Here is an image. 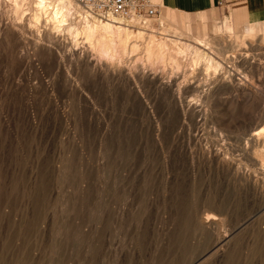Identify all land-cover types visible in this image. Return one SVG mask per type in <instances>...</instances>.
Instances as JSON below:
<instances>
[{"label":"rangeland","instance_id":"1","mask_svg":"<svg viewBox=\"0 0 264 264\" xmlns=\"http://www.w3.org/2000/svg\"><path fill=\"white\" fill-rule=\"evenodd\" d=\"M148 1L103 57L78 0H0V264H264V22Z\"/></svg>","mask_w":264,"mask_h":264},{"label":"bare ground","instance_id":"2","mask_svg":"<svg viewBox=\"0 0 264 264\" xmlns=\"http://www.w3.org/2000/svg\"><path fill=\"white\" fill-rule=\"evenodd\" d=\"M20 1V0H19ZM39 1V8L41 7V8H44L45 6H46V3H47V1L48 0H38ZM62 1H64V0H62ZM66 3H64L65 5L67 4V1H65ZM16 4H20V2L19 3H16ZM73 5V4H72ZM52 6V5H51ZM56 6V5H55ZM68 7H69V5H67ZM57 7V6H56ZM73 7V6H72ZM66 8V7H65ZM54 9V8H53ZM63 10H64V8H63ZM71 10V8L69 9V11ZM55 13V12H54ZM63 14V11L61 10V12L60 11H57L56 10V14L58 15V14ZM41 15V14H40ZM66 15H68V14H66ZM53 17H54V15H53ZM64 17H66L65 15H64ZM35 18L37 19V20H39V18H40V16L39 15H37L36 14V16H35ZM34 18V19H35ZM58 18H60V17H58ZM114 18H116L117 19V17H113L112 19H110V20H113ZM122 18V17H121ZM55 19V18H54ZM61 19L62 18H60V20L58 21V22H61ZM66 19V18H65ZM116 19H114V21H105V20H102V21H98V22H100V23H98V24H100V28H101V34L100 35H96V33H97V28H98V24L97 23H95L94 22V24L93 25H89L88 27H87V29H86V31H85V29H83L84 30V32H85V35H86V38L87 39H89V41L90 40H92L94 37H96V42L94 41V43L95 44H93L94 46V48H96V51H97V53H99V55L100 56H106V55H111V57H112V54H110L111 52H113V55H114V53L116 54V52H117V50H119L118 48H119V46L117 45V43H116V40L115 39H117V38H115V35L116 34H118L119 35V33L121 32V30L123 29L122 27L123 26H117L115 23H118V22H121L120 21V18L118 17V21L116 20ZM56 20V19H55ZM94 20V19H93ZM96 20V19H95ZM90 21V20H89ZM92 21V20H91ZM97 21V20H96ZM57 22V21H56ZM62 23V22H61ZM89 23H93V22H89ZM89 23H87V25L89 24ZM54 24V23H53ZM59 25H60V23H59ZM72 28V27H71ZM128 29V28H127ZM127 29H125V30H127ZM124 30V29H123ZM250 31V30H249ZM83 32V33H84ZM124 32V31H123ZM130 33V32H129ZM129 33H126L127 35H126V39H124V40H122V44H121V46H122V48L121 49H123V50H128V41H127V39L129 38L130 39V35H129ZM141 33H143V32H141ZM141 33H138L139 34V38L140 37H142V35H141ZM132 34V33H131ZM124 35V34H123ZM128 36H130V37H128ZM154 36V35H153ZM121 37V36H120ZM146 37H147V35H146ZM149 38L151 37V36H148ZM148 38V39H149ZM179 38V37H178ZM87 39H86V41H87ZM119 39V38H118ZM147 39V38H146ZM151 40H150V42L149 43H147V46H146V53H147V55H148V59L149 58H154V57H156L157 59H159V60H164L166 57L168 58V59H170L171 61H173L174 63L175 62H177V58L175 57V56H177L176 54H175V56H174V50H170L169 48H167V45H166V42L164 43L163 41H159V42H155L154 41V38L152 39V38H150ZM94 40V39H93ZM135 40H138V39H136L135 38ZM167 40V39H166ZM171 40V39H170ZM175 40V39H174ZM176 40H178V39H176ZM130 41V40H129ZM133 41V40H132ZM140 41V40H139ZM179 41H181V40H179ZM178 41V42H179ZM200 41H201V39H200ZM131 42V41H130ZM137 42V41H136ZM146 42H147V40H146ZM168 42H169V40H168ZM173 42H175V41H173ZM203 42V41H202ZM201 42V43H202ZM89 43V42H88ZM90 43H93V41L92 42H90ZM172 43V42H171ZM204 43V42H203ZM220 43V42H219ZM141 44V43H140ZM146 44V43H145ZM175 44V43H174ZM184 44V43H183ZM182 44V45H183ZM186 44V43H185ZM205 44V43H204ZM203 44V45H204ZM207 44V43H206ZM205 44V45H206ZM222 44V43H221ZM224 44V43H223ZM142 45V44H141ZM169 45V44H168ZM180 45H181V43H180ZM90 46H91V44H90ZM173 46V45H172ZM174 46H177V45H174ZM184 46H186V45H184ZM194 46V45H193ZM223 46V45H222ZM225 46V45H224ZM227 46V45H226ZM131 47H132V50H136V51H138V43H132V45H131ZM142 47V46H141ZM187 47V46H186ZM190 48L192 47V46H189ZM221 47V46H220ZM94 48H92L93 50H94ZM139 48H140V45H139ZM144 48V47H143ZM178 48V47H177ZM182 48H183V46H182ZM185 48V47H184ZM209 48V47H208ZM195 49V48H194ZM199 49V48H198ZM197 49V50H198ZM129 50H130V48H129ZM128 50V51H129ZM175 50H177L176 48H175ZM179 50V49H178ZM177 50V51H178ZM181 52H182V50H180ZM184 51V50H183ZM189 51V50H188ZM91 52H92V50H91ZM94 52V51H93ZM132 52V51H131ZM134 52V51H133ZM176 52V51H175ZM180 52V53H181ZM185 52H186V50H185ZM190 52V51H189ZM188 52V54L187 55H190V53ZM200 52V51H199ZM123 53H124V51H123ZM179 53V54H180ZM187 53V52H186ZM185 53V54H186ZM194 54V52H191V54ZM196 53V52H195ZM183 54H184V52H183ZM199 54V53H198ZM202 54H203V52H202ZM145 55V54H144ZM208 55V54H207ZM196 56V55H195ZM200 56H202V55H200ZM110 57V56H109ZM178 57V56H177ZM180 57V56H179ZM206 57V56H205ZM106 58V57H105ZM113 58H114V56H113ZM167 58H166V60H167ZM184 58H185V56H184ZM190 58V57H189ZM191 58H193L192 56H191ZM198 59L200 58V57H197ZM103 59V58H102ZM108 59H111V58H108ZM182 59H183V57H182ZM195 59V58H194ZM202 59H204V58H202ZM206 59H207V62L210 64V65H212L213 67H214V69H215V63H214V61H213V59L214 58H212V57H210V56H208V57H206ZM151 60V59H150ZM179 61L178 62H180L181 61V59H178ZM201 59H199V61H200ZM98 61H100V60H98ZM101 61H103V60H101ZM165 61V60H164ZM170 61V62H171ZM190 61V60H189ZM191 61H193V60H191ZM196 61H198V60H196ZM198 61V62H199ZM182 62H183V60H182ZM181 62V63H182ZM186 62V61H185ZM201 62V61H200ZM203 62H204V60H203ZM202 62V63H203ZM180 63V64H181ZM193 63V62H192ZM195 64V63H194ZM198 64V63H197ZM214 64V65H213ZM178 65V64H177ZM182 65V64H181ZM186 65H187V63H186ZM185 65V66H186ZM203 65V64H202ZM216 65H217V67L219 68V65H220V63L218 64L217 63V61H216ZM197 66V65H196ZM221 66V65H220ZM181 67V66H180ZM217 67H216V69H217ZM222 67V66H221ZM113 69H114V67H113ZM170 82V81H169ZM170 84V83H169ZM171 85V84H170ZM187 115V114H186ZM264 134V128L262 129V130H259V131H257V132H255V133H253L252 134V136L253 137H256L257 139H260L261 137H260V135L261 134ZM261 140V139H260ZM259 140V141H260ZM257 141V140H256ZM260 158V157H259ZM262 158H263V160H264V155H262ZM258 160V159H257ZM261 161V160H260ZM263 165V164H262ZM262 167V166H261ZM264 170V169H263ZM264 172V171H263ZM215 217V216H214ZM213 218V217H212ZM215 219V218H214ZM214 219H212L211 220V222L214 220ZM206 220V219H205ZM207 220H209V218H207ZM203 222V221H202ZM214 222V221H213ZM210 223V222H209ZM205 224V223H204ZM219 240V239H218ZM224 240V239H223Z\"/></svg>","mask_w":264,"mask_h":264},{"label":"crops","instance_id":"3","mask_svg":"<svg viewBox=\"0 0 264 264\" xmlns=\"http://www.w3.org/2000/svg\"><path fill=\"white\" fill-rule=\"evenodd\" d=\"M168 10L170 22L178 28L191 21L188 15L221 9L234 25L251 26L264 22V0H157ZM179 13L180 16L173 15ZM224 19L223 21H227ZM222 21V22H223ZM179 25V26H178ZM242 26V27H243ZM181 29V28H180ZM248 29V28H247ZM203 38V37H198Z\"/></svg>","mask_w":264,"mask_h":264},{"label":"built area","instance_id":"4","mask_svg":"<svg viewBox=\"0 0 264 264\" xmlns=\"http://www.w3.org/2000/svg\"><path fill=\"white\" fill-rule=\"evenodd\" d=\"M81 14L85 18L110 20L114 16H133L146 14L156 16L158 10L148 0H78Z\"/></svg>","mask_w":264,"mask_h":264}]
</instances>
